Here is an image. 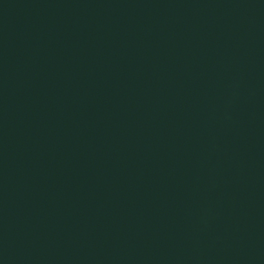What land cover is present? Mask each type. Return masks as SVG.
Segmentation results:
<instances>
[{"label": "water", "instance_id": "water-1", "mask_svg": "<svg viewBox=\"0 0 264 264\" xmlns=\"http://www.w3.org/2000/svg\"><path fill=\"white\" fill-rule=\"evenodd\" d=\"M0 264H264V0H0Z\"/></svg>", "mask_w": 264, "mask_h": 264}]
</instances>
